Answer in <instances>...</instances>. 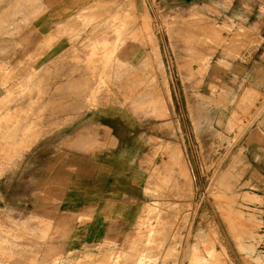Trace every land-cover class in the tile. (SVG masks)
I'll list each match as a JSON object with an SVG mask.
<instances>
[{"label": "rangeland", "instance_id": "374dc122", "mask_svg": "<svg viewBox=\"0 0 264 264\" xmlns=\"http://www.w3.org/2000/svg\"><path fill=\"white\" fill-rule=\"evenodd\" d=\"M62 2L81 29L74 39L112 37L90 50L99 74L120 62L123 38L140 45L125 48L115 99L169 137L155 139L151 200L130 223L110 217L92 235L14 223V238L0 237V264H178L183 249L195 264H227L218 241L232 264H264V174L250 160L264 168V0H0L1 61L7 39H26L32 20ZM1 112L4 124L11 114ZM168 141L187 173L164 151Z\"/></svg>", "mask_w": 264, "mask_h": 264}, {"label": "crops", "instance_id": "0c3cea01", "mask_svg": "<svg viewBox=\"0 0 264 264\" xmlns=\"http://www.w3.org/2000/svg\"><path fill=\"white\" fill-rule=\"evenodd\" d=\"M64 5L37 15L26 39H7L6 55L0 58V80L5 81L0 97L6 96L0 111L11 114L0 124L5 127V145L0 146L3 238H14V223L70 224L75 234L85 235L101 232L110 217L130 223L151 200L155 139L169 137L166 130L157 132V121L134 116L115 99L124 84L125 48L140 45L123 38L117 45L122 47L120 62L99 74V58L88 63L90 50L112 37L103 35L93 44L74 39L81 29L68 22L74 14ZM255 155L253 167L264 174Z\"/></svg>", "mask_w": 264, "mask_h": 264}, {"label": "bare ground", "instance_id": "6f19581e", "mask_svg": "<svg viewBox=\"0 0 264 264\" xmlns=\"http://www.w3.org/2000/svg\"><path fill=\"white\" fill-rule=\"evenodd\" d=\"M62 11V10H61ZM19 12V11H18ZM26 19V18H25ZM90 19V18H89ZM78 20V19H77ZM27 21V20H26ZM53 23V22H52ZM88 24V23H87ZM84 27H85V25H84ZM212 29V28H211ZM71 30V29H70ZM214 32V31H213ZM216 32V31H215ZM214 32V33H215ZM18 33V32H17ZM219 33V32H218ZM217 34V33H216ZM215 34V35H216ZM220 34V33H219ZM49 35V34H48ZM53 34L51 33V35L50 36H52ZM56 35V34H55ZM57 35H58V33H57ZM46 36V35H45ZM44 36V37H45ZM49 36V37H50ZM59 36V35H58ZM57 36V37H58ZM47 37V36H46ZM48 37V39H50ZM215 37V36H214ZM52 38V37H51ZM56 38V37H55ZM216 38V37H215ZM45 39V38H44ZM218 39H221V38H219L218 37ZM46 40V39H45ZM217 40V39H216ZM222 40V39H221ZM82 41V40H81ZM220 41V40H219ZM46 42V41H45ZM44 42V43H45ZM52 42V41H51ZM50 42V43H51ZM47 43V42H46ZM42 44V43H41ZM38 45H40V42H39V44ZM19 47V46H18ZM39 47V46H38ZM37 47V48H38ZM41 47V46H40ZM39 49V48H38ZM33 50V49H32ZM31 53H33V51L31 52ZM37 54V53H36ZM36 56V55H35ZM32 57V56H31ZM32 62V61H31ZM30 63V62H29ZM64 63V62H63ZM14 64H16L15 62H14ZM92 65V64H91ZM15 67V66H14ZM18 67V66H17ZM71 67V66H70ZM77 67V66H76ZM68 68V67H67ZM67 68H66V70H67ZM72 68V67H71ZM79 68V67H78ZM26 69V68H25ZM70 70V69H69ZM16 71V70H15ZM67 72V71H66ZM143 72H145V71H143ZM7 73H8V71H7ZM89 74H90V72H89ZM88 74V75H89ZM9 75V74H8ZM91 77V76H90ZM135 77V76H134ZM139 77V76H138ZM141 77V76H140ZM83 78V77H82ZM85 79V78H84ZM86 80V79H85ZM68 82V81H67ZM71 82V81H70ZM72 83V82H71ZM66 84V83H65ZM92 85V84H91ZM90 85V86H91ZM126 85V84H125ZM66 88H67V86H66ZM62 89V88H61ZM87 92V91H86ZM85 92V93H86ZM78 93H81V92H78ZM71 94H73V93H71ZM15 97V96H14ZM13 97V98H14ZM81 97V96H80ZM24 98V97H23ZM103 98V97H102ZM73 102V101H72ZM81 102V101H80ZM69 103H70V101H69ZM66 104V103H65ZM73 105V104H72ZM71 105V106H72ZM66 107H67V105H66ZM83 107H85V106H83ZM59 108H61V107H59ZM65 108V107H64ZM72 108V107H71ZM90 139L91 138H89V141H90ZM88 140V139H87ZM81 145V144H80ZM164 151H167V153H169V155L171 156V158H175L176 159V166H178V168H180L181 170H184V171H186V173H187V167L185 166V164L183 163L184 161L182 160V157H181V150H180V148L178 147V146H176V144H173V143H170L169 141L168 142H165V146H164ZM166 156V155H165ZM168 159V158H167ZM174 160H172L171 162H173ZM184 171H181V173L182 172H184ZM182 175V174H181ZM186 175V174H185ZM185 177V176H184ZM187 179H188V177H186ZM98 231V230H97ZM147 232V231H146ZM154 232V231H153ZM140 236V235H139ZM142 236V235H141ZM144 236V235H143ZM137 238H138V236H137ZM140 238V237H139ZM138 238V239H139ZM198 239V238H197ZM9 240V239H8ZM148 241V240H147ZM138 242V241H137ZM140 242V241H139ZM217 243H219V245H220V251H221V254L226 258V260H227V264H232V262H231V260H230V258L228 257V254L226 253V250H225V246L222 244V241H218ZM138 244L139 243H137V247H138ZM16 245V244H15ZM197 245V244H196ZM196 245L193 247V248H195L196 247ZM130 247L132 246V245H129ZM136 246V245H135ZM189 246L190 245H187V248H189ZM140 247V246H139ZM149 247V246H148ZM153 247V246H152ZM127 248V247H126ZM192 248V249H193ZM134 248H132V250H133ZM146 249H148V248H146ZM130 250V249H129ZM136 250H138V249H136ZM181 251H182V249H181ZM134 252V251H133ZM26 254V253H25ZM130 254H132V253H130ZM135 254V253H134ZM22 255V254H21ZM24 255V254H23ZM107 255V254H106ZM109 255V254H108ZM59 256V255H58ZM110 256V255H109ZM108 256V257H109ZM133 256L134 255H131V258H133ZM57 257V256H56ZM139 257V258H138ZM138 259H141L142 258V254L141 253H139L138 254ZM136 258V259H137ZM16 259V258H15ZM14 259V262H16V260ZM57 259V258H56ZM88 259V258H87ZM82 260H83V258H82ZM107 261L109 260V259H106ZM131 260H133V259H131ZM11 261V260H10ZM21 261V260H20ZM19 261V262H20ZM137 261V260H136ZM178 261H179V263L178 264H195L196 263V261L194 260V258L192 257V253H191V250H189V251H186L185 250V252H184V249H183V251L180 253V255L178 256ZM17 262H18V260H17ZM16 262V263H17ZM11 263H13V262H11ZM11 263H8V264H11ZM21 263H22V261H21ZM125 263H126V261H125ZM129 263V262H128ZM143 263V262H142ZM23 264V263H22ZM25 264V263H24ZM80 264H81V262H80ZM89 264V263H88ZM121 264V263H120ZM123 264H124V262H123ZM130 264V263H129Z\"/></svg>", "mask_w": 264, "mask_h": 264}]
</instances>
